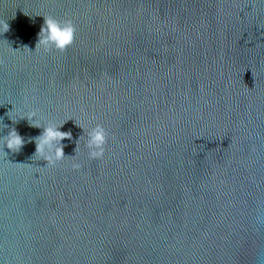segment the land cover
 <instances>
[{"label": "water", "instance_id": "95a60500", "mask_svg": "<svg viewBox=\"0 0 264 264\" xmlns=\"http://www.w3.org/2000/svg\"><path fill=\"white\" fill-rule=\"evenodd\" d=\"M0 264H264V0H0Z\"/></svg>", "mask_w": 264, "mask_h": 264}, {"label": "clouds", "instance_id": "9594fccd", "mask_svg": "<svg viewBox=\"0 0 264 264\" xmlns=\"http://www.w3.org/2000/svg\"><path fill=\"white\" fill-rule=\"evenodd\" d=\"M9 27V26H8ZM75 39V26L71 21L61 23L55 18H45V23L39 33V39L36 48L43 45L45 50L54 47L58 50H65L70 46ZM29 121H35L37 116L35 112L29 113L27 116ZM33 127L38 125L31 123ZM56 125H49L43 128V133L35 138L36 153H41L47 163L54 164L56 161L65 157L64 147L62 143L66 138H71V132L61 131V127ZM108 133L102 125H97L88 133L87 148L89 149V157L91 159L102 158L105 153V145L107 143ZM37 140L39 142H37ZM27 141L21 136L13 127L8 131V134L3 136V147L10 150L12 153L19 152ZM7 155L9 153L5 151ZM35 153V154H36ZM78 167V165H77Z\"/></svg>", "mask_w": 264, "mask_h": 264}]
</instances>
